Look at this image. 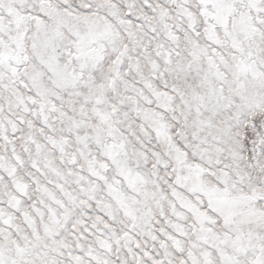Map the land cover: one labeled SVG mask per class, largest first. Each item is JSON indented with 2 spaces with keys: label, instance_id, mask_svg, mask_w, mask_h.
<instances>
[{
  "label": "snow or ice",
  "instance_id": "1",
  "mask_svg": "<svg viewBox=\"0 0 264 264\" xmlns=\"http://www.w3.org/2000/svg\"><path fill=\"white\" fill-rule=\"evenodd\" d=\"M0 264H264V0H0Z\"/></svg>",
  "mask_w": 264,
  "mask_h": 264
}]
</instances>
